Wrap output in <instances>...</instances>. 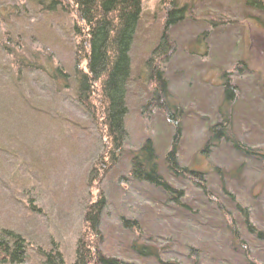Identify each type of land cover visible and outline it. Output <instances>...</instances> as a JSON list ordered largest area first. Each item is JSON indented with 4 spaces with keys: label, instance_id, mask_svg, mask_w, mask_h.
<instances>
[{
    "label": "rangeland",
    "instance_id": "rangeland-1",
    "mask_svg": "<svg viewBox=\"0 0 264 264\" xmlns=\"http://www.w3.org/2000/svg\"><path fill=\"white\" fill-rule=\"evenodd\" d=\"M249 1L174 0L184 16L166 35L174 50L163 65L164 102L156 105L150 102L156 85L148 81L147 66L150 57L158 63L165 15L163 0H142L130 48L129 139L100 182L89 186L95 133L89 117L65 99L74 96V47L82 45L69 30L72 12L47 15L37 0H0V40L2 32H19L23 50L36 53L38 63L70 75L69 81L59 79L61 85L38 69L18 77L5 64L9 56L0 53V227L18 230L30 251L16 264H39V249L58 250L67 264L73 262L86 226L83 204L91 199H103L99 226L107 255L161 264L139 258L130 247L135 242L185 264L193 254L195 264H264V240L246 224L264 231V11ZM228 78L236 88L230 111L240 148L222 139L206 147L225 107L222 85ZM167 104L178 107V130L163 113ZM175 136L179 162L204 172L217 202L161 163ZM146 139L156 147L175 198L131 178L130 158ZM103 169L98 166V176Z\"/></svg>",
    "mask_w": 264,
    "mask_h": 264
},
{
    "label": "trees",
    "instance_id": "trees-1",
    "mask_svg": "<svg viewBox=\"0 0 264 264\" xmlns=\"http://www.w3.org/2000/svg\"><path fill=\"white\" fill-rule=\"evenodd\" d=\"M36 3L40 13L43 14L72 12L71 16L68 17L72 19L69 30L75 33L74 37H78L77 40L82 43L80 48L74 47V60L77 63L74 69L75 84L73 88L70 85L74 96L72 101L67 95L65 99H69V103L76 106L83 115L89 117L91 128L95 133V148L91 159L93 163L87 176L89 186H92V181L96 180L99 183L106 173L108 168L105 166L115 163L119 152L129 139L125 121L128 112L127 90L131 76L130 48L141 18L142 0H37ZM162 4L165 20L162 24L163 32L160 36V43L155 49V53L158 55V63L152 62L150 57L147 66L149 70L148 81H154L156 85L154 96L150 102H155L156 105H163L164 102L166 80L163 65L170 59L174 50L173 42H170L166 35H168V29L184 16L182 7L179 8L174 0H163ZM248 4L264 11V0H251ZM20 36L19 32L14 37L8 31L1 34L0 53L3 56H9L5 64L12 73L21 77L23 72L30 74V71L38 69L43 75L49 76L48 78H51L56 85H61L59 79L69 81L70 75L59 67H53L52 70L47 69L44 64L38 63L36 53L31 54L23 50ZM12 41H15V45L10 47ZM2 42L4 44H1ZM169 42L170 44L167 46ZM14 48L19 49L17 52H11ZM83 62H85V69L80 67ZM154 71L155 74H153ZM222 87L224 89L225 107L221 111L218 110L219 120L211 128V135L205 145L206 147L209 145L217 146L215 142L211 141L222 139L227 143H232L236 148H240V144L235 140L234 133H232L230 111L236 100L234 99L236 88L233 87L229 78ZM164 108L163 113L169 120L171 119L172 124L176 125L175 129L178 130L177 119L180 117L179 113L176 112L179 111L178 107L170 108L167 104ZM178 136H175V141L165 153L161 163L173 176L192 179L197 187L203 189L204 194L209 199H214L217 202V199L211 195V191L206 186L204 172L190 166H183L176 157L175 142ZM138 148L130 158L131 178L136 181H145L166 193H174L175 190L170 187L160 172V158L152 141L146 139ZM98 166L104 168L99 176L97 175ZM96 188L98 192H101L100 186ZM173 198H175V193ZM88 200L90 199L88 198ZM91 200L87 204H83V222L86 226L83 225L84 228L77 237L76 256L70 264H133V262L124 261L120 257L106 254L99 226L104 208L103 199ZM236 206L247 216L244 209L238 204ZM246 224L248 231H251L256 239L264 240L263 230H254L248 221ZM231 228L235 238V226ZM130 247L139 258L148 259L151 257L161 264H185L161 258L159 252L148 245H135L134 242ZM29 253L27 240L18 230L0 227L1 264L24 263ZM37 253L39 264H67L58 250L39 249ZM193 255L194 260L197 255ZM193 260L190 264H195Z\"/></svg>",
    "mask_w": 264,
    "mask_h": 264
}]
</instances>
